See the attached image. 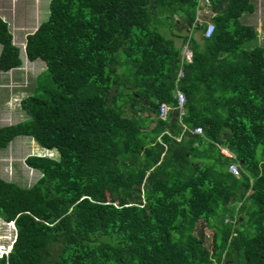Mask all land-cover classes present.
I'll return each instance as SVG.
<instances>
[{
	"label": "trees",
	"instance_id": "obj_1",
	"mask_svg": "<svg viewBox=\"0 0 264 264\" xmlns=\"http://www.w3.org/2000/svg\"><path fill=\"white\" fill-rule=\"evenodd\" d=\"M208 2L205 38L204 0L49 1L24 45L45 69L0 149L23 135L58 155L25 157L40 172L29 187L0 178V218L16 230L0 264H264V47H245L258 35L240 20L251 0ZM159 22L187 30L172 35L190 60ZM21 64L0 16V70Z\"/></svg>",
	"mask_w": 264,
	"mask_h": 264
},
{
	"label": "rangeland",
	"instance_id": "obj_2",
	"mask_svg": "<svg viewBox=\"0 0 264 264\" xmlns=\"http://www.w3.org/2000/svg\"><path fill=\"white\" fill-rule=\"evenodd\" d=\"M50 0H0V16L6 20L9 24L10 31L13 35V42L19 48V57L22 64L17 69H11L9 71L0 70V83L5 85L0 86V126L14 124L22 121L28 117L25 111L20 108V100L31 95L38 89V77L45 69V64L42 60L37 59L35 61H29L26 58L24 50V41L26 35L33 32L38 24L47 18L49 12ZM254 5V11L251 13H243L240 20L244 24H249L255 27L257 30V38L248 41L245 47L251 48L255 45H262L264 47V0H251ZM208 11H210L208 9ZM211 12V11H210ZM214 14L211 12L204 18ZM176 19L177 17L174 16ZM157 20V19H156ZM179 24L173 28L172 33L169 31L166 33L163 30V26L159 22L157 30L164 36L172 38L175 46L182 49V55L184 57L185 51L189 55V49L186 46H182L183 39L172 34H185L187 30L178 27ZM154 27V26H152ZM194 36L199 37V30L194 31ZM169 35V36H168ZM189 51V52H188ZM118 56L124 60L125 56L119 52ZM133 68L128 63H121L118 65V73L125 77L127 82L131 83L133 80ZM11 78V80L8 78ZM129 79V80H128ZM128 83L123 84V87L127 88ZM40 95L41 93H36ZM127 113L130 111L127 110ZM143 116H147V112L143 111L138 113ZM5 120L4 122H2ZM261 147L257 148V155L260 154ZM30 154L57 156L56 151L49 153L48 150H44L29 136L19 135L15 137L6 147L0 149V178L6 181L16 183L21 187L31 186L40 176L38 170L29 168L24 163L25 157ZM204 232L207 236L206 244L210 243L212 230L205 228ZM15 228L13 224L5 222L0 218V243L8 244L12 243L15 237Z\"/></svg>",
	"mask_w": 264,
	"mask_h": 264
},
{
	"label": "built area",
	"instance_id": "obj_3",
	"mask_svg": "<svg viewBox=\"0 0 264 264\" xmlns=\"http://www.w3.org/2000/svg\"><path fill=\"white\" fill-rule=\"evenodd\" d=\"M204 1L206 2V5L204 4L197 9L196 23L205 25V28L203 31V36L205 38H208L212 35V33L214 31V23L208 19H206V20L204 19V15L211 13L210 11H208V4H209L208 0H204ZM190 57H191V53L189 52V55H187V52L185 51L184 58L187 60H190ZM182 75H183L182 70H180V72L178 73V77L180 78V77H182ZM175 96L177 98V107L182 108L183 104L185 102L184 93L181 90L176 89ZM169 108L170 107L165 102H162L159 106V116L161 118H165ZM192 132L195 134H200V133H202V128L200 126H196L192 129ZM218 148H219V152L224 157L230 159V163L228 165V171L230 173H232L233 175L238 176L239 175L238 163H236L235 161L232 160L235 157V155L226 146L218 145ZM1 255H2V251H0V256Z\"/></svg>",
	"mask_w": 264,
	"mask_h": 264
},
{
	"label": "clouds",
	"instance_id": "obj_4",
	"mask_svg": "<svg viewBox=\"0 0 264 264\" xmlns=\"http://www.w3.org/2000/svg\"><path fill=\"white\" fill-rule=\"evenodd\" d=\"M46 150H48V152L51 153V154L53 153V150H49V149H46ZM53 155L54 154H52L51 156H53ZM9 223L13 224V222H9ZM13 226H14V224H13ZM15 232H16V230H15ZM15 237H16V234H15ZM15 237H14V239H15ZM14 239H13V241H14ZM13 241H12V243H13ZM12 243H8L7 245L3 244V243H0V251H2V255H7L9 253Z\"/></svg>",
	"mask_w": 264,
	"mask_h": 264
},
{
	"label": "crops",
	"instance_id": "obj_5",
	"mask_svg": "<svg viewBox=\"0 0 264 264\" xmlns=\"http://www.w3.org/2000/svg\"><path fill=\"white\" fill-rule=\"evenodd\" d=\"M42 1H46V0H40V2H42ZM248 25H249V24H248ZM256 31H257V30H256ZM24 45H25V41H24ZM184 46H185V45H184ZM14 69H17V68H14ZM9 79L11 80L10 77L8 78V80H9ZM6 83H7V82H5V83H2V82H1V83H0V86L5 85ZM4 121H5V120H3L2 122H4ZM10 142H11V141H10ZM10 142H9V143H10ZM9 143H8V144H9ZM41 148L44 149V150H46V148H43V147H41Z\"/></svg>",
	"mask_w": 264,
	"mask_h": 264
}]
</instances>
